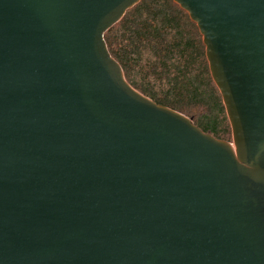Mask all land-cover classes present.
Returning a JSON list of instances; mask_svg holds the SVG:
<instances>
[{"label": "water", "instance_id": "95a60500", "mask_svg": "<svg viewBox=\"0 0 264 264\" xmlns=\"http://www.w3.org/2000/svg\"><path fill=\"white\" fill-rule=\"evenodd\" d=\"M141 1L0 0V264H264V0H173L233 144L126 81Z\"/></svg>", "mask_w": 264, "mask_h": 264}, {"label": "trees", "instance_id": "16d2710c", "mask_svg": "<svg viewBox=\"0 0 264 264\" xmlns=\"http://www.w3.org/2000/svg\"><path fill=\"white\" fill-rule=\"evenodd\" d=\"M105 42L132 88L214 138L231 141L203 38L173 0H142L105 34Z\"/></svg>", "mask_w": 264, "mask_h": 264}, {"label": "rangeland", "instance_id": "374dc122", "mask_svg": "<svg viewBox=\"0 0 264 264\" xmlns=\"http://www.w3.org/2000/svg\"><path fill=\"white\" fill-rule=\"evenodd\" d=\"M230 142H231V144H233V136L231 137V141ZM230 142H228V143H230Z\"/></svg>", "mask_w": 264, "mask_h": 264}]
</instances>
